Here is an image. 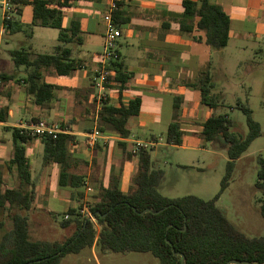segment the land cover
Listing matches in <instances>:
<instances>
[{"label": "trees", "instance_id": "16d2710c", "mask_svg": "<svg viewBox=\"0 0 264 264\" xmlns=\"http://www.w3.org/2000/svg\"><path fill=\"white\" fill-rule=\"evenodd\" d=\"M72 0H18L17 15L26 4L33 6L32 27L50 28L59 31L58 45L53 54L38 55L31 60L27 52L20 50L12 54L16 67L32 68L29 81V94L37 106H41L55 96L57 88L46 84L40 77L42 67L52 68L58 76H68L81 69V61L72 58L68 44H82L78 22H72L69 28H63L64 10ZM119 6V3H118ZM184 12L179 15L180 32L187 34L195 43L204 44L213 51H221L229 44L230 18L223 8L210 0L184 1ZM119 10V9H118ZM116 11L114 25L121 29L127 19H121ZM17 18V17H16ZM18 22L9 25L11 30ZM117 53V52H116ZM110 62L111 82L119 84L118 93L122 97L127 83L133 74L127 72L117 53ZM4 80V77H1ZM198 93L199 102L211 110L212 115L202 124L200 138L206 143L222 142L227 147L228 162L219 194L212 200H203L196 196H184L170 199L159 191L164 171L154 168L150 151L140 149L137 154L129 153L126 158L136 157L138 173L134 178V187L128 194L121 192L119 177H113L109 186H100L95 193L96 202L90 207L99 231L95 225L84 218L80 211V201L84 197L85 177L74 173L81 163L69 152V144L74 137L60 134L57 138L45 137L43 145V165L60 166L59 187L71 192L72 201L77 203L69 209L60 226L74 228V234L60 241H35L31 238L29 218L21 212L32 210L36 199V185L31 178V167L26 156V144L31 141L29 131L11 128L14 143L10 167H15L22 184L31 187L29 191L21 188H6L0 194V208L12 213V228L4 230L0 220V264H60L62 258L70 254H79L87 249L116 254L150 253L159 264H228L237 261L242 264H264V236L250 237L230 222L225 213L217 206V201L230 185L236 161L249 149L261 135V126L252 119V111L246 105H237L247 115L248 134L243 136L233 131L234 124L227 115L216 114L225 107L221 99L213 92V81L209 72L201 73L192 85ZM179 99H175V110L179 109ZM141 99H131L128 105L118 107L109 101L102 106V125L109 126L120 138L128 139L129 120L139 115ZM8 118L7 109L2 108L0 121ZM68 124H73V121ZM184 131L179 119L169 126L166 142L181 146ZM124 148V145L121 143ZM260 171L255 188L263 198L260 214L264 217V158H260ZM1 182V174H0ZM139 213L150 209L154 212L164 209L160 214ZM68 216V218H66ZM170 242L172 246L168 243ZM173 249L178 255L173 253Z\"/></svg>", "mask_w": 264, "mask_h": 264}, {"label": "crops", "instance_id": "0c3cea01", "mask_svg": "<svg viewBox=\"0 0 264 264\" xmlns=\"http://www.w3.org/2000/svg\"><path fill=\"white\" fill-rule=\"evenodd\" d=\"M56 2L57 0H52ZM64 0H61L63 2ZM187 0H119L118 11L121 19L128 22L121 26L115 54H119L125 70L133 74L127 83L122 97H119L116 82H111L106 89L110 105L118 107L128 105L134 98L141 99L139 115L132 117L128 123L131 136L123 139L111 129L104 126L100 130L98 121L85 126L86 115H74L75 107L79 105H97L98 91L95 88L97 72L101 66L100 55L104 51V33L106 23L103 16L112 0H72L64 10L62 17L63 28H69L72 22H78L82 44H68L72 50V58L81 61V69L71 72L68 76H58L54 69L42 67L40 77L46 84L57 88L55 96L41 106H37L29 94V77L32 68H25V76L16 77L15 64L12 54L23 50L30 59H35L38 49H35L36 33L34 30L23 31L24 25H32L33 6L26 4L21 8L18 22L10 33H25L27 41L19 42L21 49H12L9 54L11 61L4 65L0 60V77H4V88L1 93L2 108L7 109L8 118L0 121V130L11 131V128L29 130L39 120L61 123L67 129L66 134L74 137L69 144V152L81 163L74 173L85 177V183L97 191L102 185L109 186L113 177H119V187L122 193L128 194L134 187V178L138 173L136 157L127 159L136 143H156L161 138L152 135L145 141L139 140L133 129L153 131L160 124L167 127L175 120L176 111L184 131V147L189 143L202 146L204 140L199 136L202 124L212 115L213 110L203 106L192 85L199 75L209 72L212 76L214 58L222 57L223 50L213 51L204 44L195 43L190 36L180 32V18L184 12L183 2ZM199 1V0H190ZM217 4L229 15L230 39L258 42L264 39V0H210ZM29 12H26L28 11ZM59 36V35H58ZM44 42V38H37ZM34 41V42H33ZM52 46L50 54L55 52L58 45ZM117 52V53H116ZM20 68V67H18ZM14 69V70H13ZM97 91V92H96ZM175 99H179V109L175 110ZM146 105H152L146 110ZM77 113V114H78ZM199 117V118H198ZM76 118V121H75ZM12 120V122H10ZM73 121V124H68ZM194 125L199 126L195 129ZM95 128L102 133V139L91 149L86 144V135ZM121 143L124 145H121ZM155 145V147H156ZM41 140L31 139L26 144V156L31 167V178L36 185V199L31 211L27 212L31 226V217L42 213L37 210L41 205L42 211L56 217L59 213L64 216L77 203L72 201L71 192L59 187L60 166L58 164L43 165ZM14 143L7 137H0V194L6 188L22 186L15 167L8 165L13 157ZM23 188L29 191L30 186ZM7 211L0 208V213ZM10 215L12 213H9ZM1 215V214H0ZM70 229V228H68Z\"/></svg>", "mask_w": 264, "mask_h": 264}, {"label": "rangeland", "instance_id": "374dc122", "mask_svg": "<svg viewBox=\"0 0 264 264\" xmlns=\"http://www.w3.org/2000/svg\"><path fill=\"white\" fill-rule=\"evenodd\" d=\"M16 17L19 18L18 15ZM31 30L35 31L37 38H44V42L35 39V49H38V53L50 54L52 46L57 44L59 31L32 27L28 24L23 26V31ZM25 35L19 32L12 34L3 28V11L0 6V60L4 65H9L11 61L9 52L16 48L21 49L18 43L27 41ZM223 51L221 58L219 56L214 58L212 81L213 92L223 101L225 107L218 108L215 113L227 115L234 124L233 131L246 136L249 131L247 115L236 108L237 105H246L252 111V119L260 124L261 135L236 161L230 185L217 201V206L228 220L247 236H264V217L260 214L258 202L263 195L255 188L260 171L259 160L264 158V39L249 42L234 38ZM15 69L17 78L25 76L24 66L20 68L15 66ZM195 96L198 97L197 92ZM107 97L110 102L108 95ZM79 106L75 107L74 115L75 117L79 113L86 115V120L83 121L86 127L93 125L96 120L99 126L102 125V113L95 102L92 105ZM145 109L151 110L152 105H146ZM174 118L178 119L176 111ZM194 128L199 129V126L194 125ZM133 131L142 141L150 139L152 135L161 138L156 147L148 149H153L150 153L154 168L164 171V178L159 187L162 195L170 199L190 195L208 201L219 194L229 160L227 147L222 142H204L202 146L190 143L184 147L169 145L166 142L168 127L165 124H160L153 131L135 129ZM7 136L12 139V131L0 130V137ZM42 157L41 150L40 158ZM2 169L4 170L1 166L0 170ZM16 186L21 189L27 187L25 184L20 186L19 183ZM37 210L42 213L38 220L37 216L30 218V234L33 240L64 242L74 234V228L64 229L60 226L64 219L63 214L59 213L54 217L44 213L41 205L37 206ZM21 213L27 214L25 211ZM0 214V220L5 224L4 230H10L12 222L9 212ZM60 264H159V262L150 253L116 254L93 248L79 254L67 255L61 259Z\"/></svg>", "mask_w": 264, "mask_h": 264}, {"label": "built area", "instance_id": "2783aa9c", "mask_svg": "<svg viewBox=\"0 0 264 264\" xmlns=\"http://www.w3.org/2000/svg\"><path fill=\"white\" fill-rule=\"evenodd\" d=\"M118 1L112 0L108 10L103 16V21L106 23L104 33V51L100 55L101 66L97 72L95 88L98 91L96 102L98 110L102 111L104 102L108 101L106 94L107 86L111 83L110 77L112 71L110 70V62L116 59L115 48L119 38L121 37V30L114 25L113 16L118 9ZM18 0H0V6L3 11V28L9 30V25L16 20ZM4 88V81L0 77V113L2 110L1 93ZM29 136L32 139L42 140L45 137L57 138L60 134H66L67 129L61 123L49 122L47 120H39L29 130ZM102 139V133L95 128L86 135V144L89 148L94 149L99 140ZM156 143H136L133 146L132 153L137 154L140 149L154 148ZM96 191L90 184L85 183L84 197L80 201L81 215L89 219L99 229L94 215L90 211V207L96 202ZM68 218V216H66Z\"/></svg>", "mask_w": 264, "mask_h": 264}, {"label": "water", "instance_id": "95a60500", "mask_svg": "<svg viewBox=\"0 0 264 264\" xmlns=\"http://www.w3.org/2000/svg\"><path fill=\"white\" fill-rule=\"evenodd\" d=\"M134 211L136 212V213H139L137 210H135L134 209ZM164 211V209H162V210H160V211H157V212H154V211H152V210H150V209H146L145 211H143V212H140L139 214L140 215H144V214H146V213H152V214H160V213H162ZM171 246H172V244L170 243V242H168ZM173 253L175 254V255H178V253H176L175 251H174V249H173ZM181 264H184V261H185V257L183 256V255H181ZM28 264H31V263H28ZM228 264H242V263H240V262H237V261H230Z\"/></svg>", "mask_w": 264, "mask_h": 264}]
</instances>
